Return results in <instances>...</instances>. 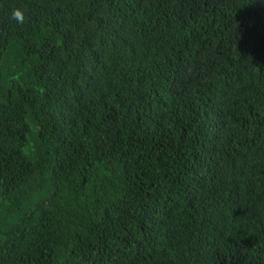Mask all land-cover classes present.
<instances>
[{"label":"trees","instance_id":"16d2710c","mask_svg":"<svg viewBox=\"0 0 264 264\" xmlns=\"http://www.w3.org/2000/svg\"><path fill=\"white\" fill-rule=\"evenodd\" d=\"M0 264H264V0H0Z\"/></svg>","mask_w":264,"mask_h":264},{"label":"clouds","instance_id":"9594fccd","mask_svg":"<svg viewBox=\"0 0 264 264\" xmlns=\"http://www.w3.org/2000/svg\"><path fill=\"white\" fill-rule=\"evenodd\" d=\"M13 18L17 21V22H20L22 23L23 20H24V13L20 10H15L13 12Z\"/></svg>","mask_w":264,"mask_h":264}]
</instances>
